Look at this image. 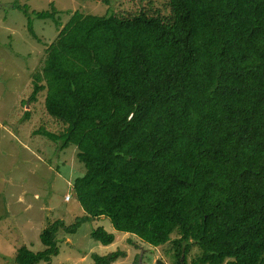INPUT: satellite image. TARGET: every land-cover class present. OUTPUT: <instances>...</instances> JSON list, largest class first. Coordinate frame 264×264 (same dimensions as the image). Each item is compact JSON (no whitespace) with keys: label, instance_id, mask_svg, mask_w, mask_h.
I'll use <instances>...</instances> for the list:
<instances>
[{"label":"trees","instance_id":"obj_1","mask_svg":"<svg viewBox=\"0 0 264 264\" xmlns=\"http://www.w3.org/2000/svg\"><path fill=\"white\" fill-rule=\"evenodd\" d=\"M167 6L168 14L75 11L61 29L53 4L18 7L58 30L32 74L29 103L45 93L60 129L36 134L61 150L74 146L86 173L72 184L83 215L49 223L45 249L20 247L16 264H49L59 232L101 217L155 248L177 234L178 264L194 245L192 264H264V0ZM92 237L115 240L103 227Z\"/></svg>","mask_w":264,"mask_h":264},{"label":"rangeland","instance_id":"obj_2","mask_svg":"<svg viewBox=\"0 0 264 264\" xmlns=\"http://www.w3.org/2000/svg\"><path fill=\"white\" fill-rule=\"evenodd\" d=\"M167 3L168 0H0V264H16L17 250L22 246L43 251L40 235L49 223L62 220L69 226L83 215L72 184L86 173L85 166L76 159L74 146L61 150L59 144L36 134L40 129L53 133L60 129L45 112V93L36 104L29 103L34 91L32 74L40 67L45 48L58 30L51 21L27 16L18 7L44 12L53 4L60 12L61 29L75 11L94 16L141 10L168 14ZM30 26L39 40L33 38ZM26 111L30 113L29 120L25 119ZM99 227L113 233V244L104 246L92 237ZM177 238L174 234L171 241ZM171 241L152 247L115 231L111 221L101 217L81 224L72 235L59 232L57 254L49 264H94V254L103 256L116 250L124 252L125 257L114 264H157V260L178 264ZM199 254L200 249L192 246L186 264H192Z\"/></svg>","mask_w":264,"mask_h":264},{"label":"water","instance_id":"obj_3","mask_svg":"<svg viewBox=\"0 0 264 264\" xmlns=\"http://www.w3.org/2000/svg\"><path fill=\"white\" fill-rule=\"evenodd\" d=\"M157 264H164L162 261H160V260H157V262H156Z\"/></svg>","mask_w":264,"mask_h":264},{"label":"built area","instance_id":"obj_4","mask_svg":"<svg viewBox=\"0 0 264 264\" xmlns=\"http://www.w3.org/2000/svg\"><path fill=\"white\" fill-rule=\"evenodd\" d=\"M65 200H66V201L69 200V196H66Z\"/></svg>","mask_w":264,"mask_h":264}]
</instances>
